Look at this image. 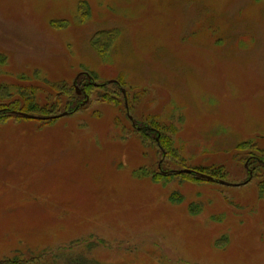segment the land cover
<instances>
[{"label": "rangeland", "instance_id": "374dc122", "mask_svg": "<svg viewBox=\"0 0 264 264\" xmlns=\"http://www.w3.org/2000/svg\"><path fill=\"white\" fill-rule=\"evenodd\" d=\"M252 154L264 0H0V260L264 264Z\"/></svg>", "mask_w": 264, "mask_h": 264}, {"label": "water", "instance_id": "95a60500", "mask_svg": "<svg viewBox=\"0 0 264 264\" xmlns=\"http://www.w3.org/2000/svg\"><path fill=\"white\" fill-rule=\"evenodd\" d=\"M76 89H77V92L79 94H81L82 92H84L83 89L79 88L77 85H76ZM123 93L126 94V90L125 89H122ZM126 107H127V110H129V107H128V103L126 102ZM14 114H17L19 116H22L24 118H29V119H56V118H59V117H63L65 115L68 114V112H64L62 114H59V115H55V116H50V117H40V116H37V115H34V114H30V113H26V112H21V111H13ZM130 119L133 120V117L131 115H129ZM182 173H191V172H195L193 170H182L181 171ZM197 173V172H196ZM198 175L202 178H206V179H209V180H214V178L212 176H209L207 174H203V173H198ZM252 178V176L249 178V180ZM249 180L247 182H249ZM221 184H224V185H232L226 181H223V180H220L219 181ZM235 185H238V184H235Z\"/></svg>", "mask_w": 264, "mask_h": 264}, {"label": "trees", "instance_id": "16d2710c", "mask_svg": "<svg viewBox=\"0 0 264 264\" xmlns=\"http://www.w3.org/2000/svg\"><path fill=\"white\" fill-rule=\"evenodd\" d=\"M14 115L19 116L17 114H14ZM20 117H22V116H20ZM194 171L195 172H191L189 174H194V175L199 176L198 173H203V172L196 171V170H194ZM179 173H182V172H179ZM203 174H205V173H203ZM0 264H32V262H30V260H28V259L21 258V257L15 255L13 257H8V258H5V259L0 260ZM77 264H102V263H100L99 261L94 260V259H87L85 257V258H81L79 260V262L77 261Z\"/></svg>", "mask_w": 264, "mask_h": 264}, {"label": "flooded vegetation", "instance_id": "af4514ba", "mask_svg": "<svg viewBox=\"0 0 264 264\" xmlns=\"http://www.w3.org/2000/svg\"><path fill=\"white\" fill-rule=\"evenodd\" d=\"M147 128V127H145ZM144 127H141V129H145ZM159 139V138H158ZM253 162H258V163H263L264 164V158L259 157V155H250V157L247 159L246 163H245V167L247 168L248 172H249V176L253 177L254 174V170L253 168H251L250 164ZM249 177V178H250Z\"/></svg>", "mask_w": 264, "mask_h": 264}]
</instances>
